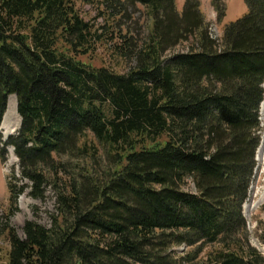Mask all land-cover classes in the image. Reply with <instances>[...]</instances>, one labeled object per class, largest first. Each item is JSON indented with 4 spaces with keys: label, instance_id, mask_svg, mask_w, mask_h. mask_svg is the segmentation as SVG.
<instances>
[{
    "label": "trees",
    "instance_id": "trees-1",
    "mask_svg": "<svg viewBox=\"0 0 264 264\" xmlns=\"http://www.w3.org/2000/svg\"><path fill=\"white\" fill-rule=\"evenodd\" d=\"M226 1L212 0L220 22ZM245 1L217 40L199 0L182 12L177 0H0L10 214L28 191L57 202L51 228L10 230L8 264H264L244 215L263 130L264 0ZM79 3L112 22L107 33ZM130 5L148 11L144 39L120 26ZM117 38V61L136 64L125 73L94 63ZM12 96L22 124L5 141Z\"/></svg>",
    "mask_w": 264,
    "mask_h": 264
},
{
    "label": "rangeland",
    "instance_id": "rangeland-1",
    "mask_svg": "<svg viewBox=\"0 0 264 264\" xmlns=\"http://www.w3.org/2000/svg\"><path fill=\"white\" fill-rule=\"evenodd\" d=\"M201 3V11L210 24V32L214 39L221 40L224 29L227 25L241 19L247 12L248 7L245 0H227L226 1V18L220 22L218 13L213 6L212 0H199ZM186 0H177L178 10L183 11ZM81 10L82 16L90 22L100 34H105L109 30L112 22L107 21V17L102 15L100 11L93 6L77 4ZM148 11L141 5H130L126 19H123L120 26L129 28L134 35L144 39L148 36L150 26ZM110 49V53L108 51ZM101 46L98 50V57L94 61L96 66L102 64L115 66L121 72H127L129 67H135V63H125L117 61L118 56L112 52L117 51L121 46V40L115 39L114 42ZM184 47H180L176 52L184 51ZM173 52H168L165 58L170 57ZM118 62H121L118 64ZM117 70V71H118ZM262 117V133L261 144L257 152L258 168L251 187L250 196L244 205V215L248 222L250 233V243L264 256V103L261 108ZM21 118V117H20ZM11 120V121H10ZM10 121L11 136H15L17 130V119L11 117ZM22 121V120H21ZM4 122V121H3ZM21 127V125H20ZM2 130V129H1ZM15 130V131H14ZM4 137V133L2 130ZM10 136V137H11ZM9 137V138H10ZM5 140V139H4ZM18 160L14 150L9 148L6 156V161L0 159V264H8L9 252L11 249L8 234L10 230H14L20 238H25L24 227L28 221L36 222L46 228L52 227V216L57 212V202L55 194L49 190L45 199L35 200L29 195V191L17 200V211L10 214V199L8 191V178L12 175L13 169H18ZM184 248L178 249L182 252Z\"/></svg>",
    "mask_w": 264,
    "mask_h": 264
},
{
    "label": "bare ground",
    "instance_id": "bare-ground-1",
    "mask_svg": "<svg viewBox=\"0 0 264 264\" xmlns=\"http://www.w3.org/2000/svg\"><path fill=\"white\" fill-rule=\"evenodd\" d=\"M11 117L17 119V121H18L17 130H19L20 125H21V118H20V115L18 114V102H17V98L15 96L10 97V99H9L8 111L4 117V122L2 124L1 129L3 130V133H4V139L9 138L12 134V133L10 134L9 131L11 130V128H10V126H8L10 124V121H11V120L8 121V118L10 119Z\"/></svg>",
    "mask_w": 264,
    "mask_h": 264
},
{
    "label": "water",
    "instance_id": "water-1",
    "mask_svg": "<svg viewBox=\"0 0 264 264\" xmlns=\"http://www.w3.org/2000/svg\"><path fill=\"white\" fill-rule=\"evenodd\" d=\"M22 120V119H21ZM21 124H22V121H21ZM21 128V127H20ZM8 138H6L5 140H7Z\"/></svg>",
    "mask_w": 264,
    "mask_h": 264
}]
</instances>
